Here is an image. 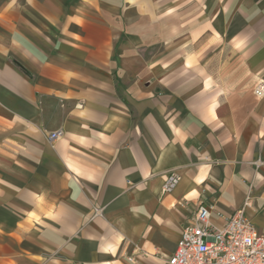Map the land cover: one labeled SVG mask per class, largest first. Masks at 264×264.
<instances>
[{
	"label": "crops",
	"instance_id": "0c3cea01",
	"mask_svg": "<svg viewBox=\"0 0 264 264\" xmlns=\"http://www.w3.org/2000/svg\"><path fill=\"white\" fill-rule=\"evenodd\" d=\"M261 80L264 0H0V264H164L200 204L264 235Z\"/></svg>",
	"mask_w": 264,
	"mask_h": 264
},
{
	"label": "built area",
	"instance_id": "2783aa9c",
	"mask_svg": "<svg viewBox=\"0 0 264 264\" xmlns=\"http://www.w3.org/2000/svg\"><path fill=\"white\" fill-rule=\"evenodd\" d=\"M254 93L264 98V80L256 85ZM58 136V132L50 133L49 142H54ZM178 182V175L171 173L165 192H172ZM250 206L248 199L244 207L220 223L214 220L212 207L198 205L175 252L164 264H264V235L246 216Z\"/></svg>",
	"mask_w": 264,
	"mask_h": 264
}]
</instances>
